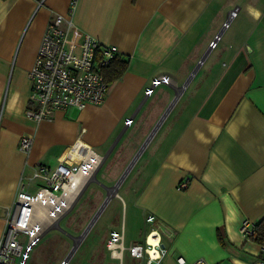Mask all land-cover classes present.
I'll return each instance as SVG.
<instances>
[{"label":"crops","instance_id":"crops-1","mask_svg":"<svg viewBox=\"0 0 264 264\" xmlns=\"http://www.w3.org/2000/svg\"><path fill=\"white\" fill-rule=\"evenodd\" d=\"M69 2L0 0V234L30 165L55 166L71 146L79 155L96 152L100 165L85 173L69 210L129 129H144L151 131L114 155L104 173L110 184H96L105 197L98 212L116 197L143 239L159 227L167 250L162 264H176L179 255L264 262L260 243L239 231L245 219H264V0H77L75 26L116 45L126 70L100 104L56 110L35 123L24 113L27 72L47 23L66 14ZM236 5V17L221 30ZM219 31L217 47L209 49ZM22 135L33 139L28 156L17 147ZM184 177L189 185L178 190ZM126 180L127 202L118 192ZM111 230H122L124 245L132 244H125L124 219Z\"/></svg>","mask_w":264,"mask_h":264},{"label":"built area","instance_id":"built-area-1","mask_svg":"<svg viewBox=\"0 0 264 264\" xmlns=\"http://www.w3.org/2000/svg\"><path fill=\"white\" fill-rule=\"evenodd\" d=\"M43 1L37 0V6ZM76 5L77 0H70L66 14L57 13L47 23L34 62L27 72L29 99L24 113L35 123L51 119L56 110L82 109L89 103L100 104L108 90L109 83L102 71L111 59L119 55L118 48L116 45L100 43L75 26L73 14ZM238 11V5L228 11L221 30L229 26ZM220 38L219 31L209 41L208 48L217 47ZM32 145V137H19L17 147L25 155H30ZM72 149L73 146L59 156L55 166L35 162L30 165V174L20 178L0 234V264H15L17 259L19 264H23L26 250L20 236L26 235L29 245L48 230L47 221L54 223L57 219L58 222L63 212L71 206L72 197L80 191L85 173L95 171L100 165L101 159L91 148L84 149L82 155L77 154V150L72 153ZM189 181V177H184L176 188L186 189ZM154 220L152 215L146 218L147 222L153 223ZM239 231L244 239H253L255 222L245 219ZM123 239L122 230H111L107 244L110 255L119 259L120 264H123L125 252L135 264H162L167 254L159 227L147 231L143 244L125 246ZM260 249L264 250V243H260ZM69 262L67 256L59 264ZM175 263L223 264L209 263L202 257L187 260L182 255L175 258Z\"/></svg>","mask_w":264,"mask_h":264},{"label":"rangeland","instance_id":"rangeland-1","mask_svg":"<svg viewBox=\"0 0 264 264\" xmlns=\"http://www.w3.org/2000/svg\"><path fill=\"white\" fill-rule=\"evenodd\" d=\"M148 107L149 104L146 108ZM1 115L2 110L0 118ZM150 131H144V129L133 131L129 129L123 140L116 145L113 154L102 164L101 169L95 176V181L89 183L86 189L79 194L77 200L67 212H63L60 219H58V223H56L57 219L54 220L53 224H57L56 227L45 231L41 237L29 245L27 236L23 234L20 236V241L26 250L23 264H58L61 258L67 256L70 259L69 264H120L119 259L108 258L109 251L105 249V242L110 238V228H119L122 219L125 223V244L129 242L143 244L144 239L142 238L141 229L129 221V212L125 210L121 201L118 202V198H111L103 206V210L98 212L105 197L101 199L96 184L98 182L105 185L110 184L104 179V173L117 161L114 155L117 152L121 154L126 144H130L137 137ZM123 182L121 181L118 192L126 201L123 192H126L129 187L125 186L127 180ZM117 202L121 204L118 209H115ZM95 207L96 209H93ZM90 223L91 225H89ZM71 238L74 243H72ZM83 251H86L85 255H83ZM127 256L128 254L125 252L123 264H133V260L128 259ZM15 264H19V259L16 260Z\"/></svg>","mask_w":264,"mask_h":264},{"label":"trees","instance_id":"trees-1","mask_svg":"<svg viewBox=\"0 0 264 264\" xmlns=\"http://www.w3.org/2000/svg\"><path fill=\"white\" fill-rule=\"evenodd\" d=\"M127 62L126 59L121 58L118 55L111 59L110 63L102 71L105 80L110 83L119 78L126 70ZM253 239L258 243H264V219L255 222V236ZM129 257L130 256L128 255L127 258L131 259ZM133 264H135V261H133Z\"/></svg>","mask_w":264,"mask_h":264},{"label":"water","instance_id":"water-1","mask_svg":"<svg viewBox=\"0 0 264 264\" xmlns=\"http://www.w3.org/2000/svg\"><path fill=\"white\" fill-rule=\"evenodd\" d=\"M89 226V225H88ZM73 250V249H72ZM72 252V251H71Z\"/></svg>","mask_w":264,"mask_h":264}]
</instances>
